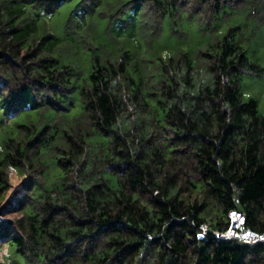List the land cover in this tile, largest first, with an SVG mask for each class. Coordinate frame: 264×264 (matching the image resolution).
<instances>
[{
  "label": "trees",
  "instance_id": "16d2710c",
  "mask_svg": "<svg viewBox=\"0 0 264 264\" xmlns=\"http://www.w3.org/2000/svg\"><path fill=\"white\" fill-rule=\"evenodd\" d=\"M227 8L264 0H0V248L27 264H264L263 243L217 237L233 210L264 232V116L239 89L263 70L218 33ZM190 23L189 52L156 53Z\"/></svg>",
  "mask_w": 264,
  "mask_h": 264
},
{
  "label": "rangeland",
  "instance_id": "374dc122",
  "mask_svg": "<svg viewBox=\"0 0 264 264\" xmlns=\"http://www.w3.org/2000/svg\"><path fill=\"white\" fill-rule=\"evenodd\" d=\"M68 7L62 9L60 15L55 18L56 25L65 21L68 15ZM187 26L188 38L183 42L170 41L167 37V28L164 27L162 39L157 44L156 53L165 57L170 54L172 49L183 48L189 52L200 40L197 27L194 23ZM218 33L222 36L229 34L235 42H238L245 50L246 56L252 65L260 67V73L244 72L240 75L239 89L243 100L246 102L253 99L257 103L258 114L264 116V11H252L249 8L241 12H233L227 8L225 13L220 16L215 23ZM61 31L56 35L61 36ZM0 110V115H2ZM22 177L10 172L9 195L7 199H15L21 195ZM0 264H27L15 247L4 245L0 248Z\"/></svg>",
  "mask_w": 264,
  "mask_h": 264
},
{
  "label": "built area",
  "instance_id": "2783aa9c",
  "mask_svg": "<svg viewBox=\"0 0 264 264\" xmlns=\"http://www.w3.org/2000/svg\"><path fill=\"white\" fill-rule=\"evenodd\" d=\"M229 228L226 232H218L217 237L220 239H233L244 245H254L257 243L264 244V232L244 227V216L240 211L233 210L229 214Z\"/></svg>",
  "mask_w": 264,
  "mask_h": 264
}]
</instances>
